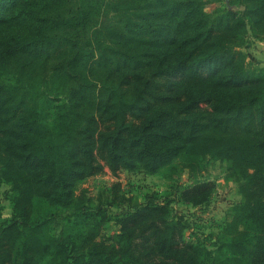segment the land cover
Listing matches in <instances>:
<instances>
[{
	"label": "trees",
	"instance_id": "obj_1",
	"mask_svg": "<svg viewBox=\"0 0 264 264\" xmlns=\"http://www.w3.org/2000/svg\"><path fill=\"white\" fill-rule=\"evenodd\" d=\"M17 2L0 0V31ZM44 2L59 6L42 12L43 26L22 5L24 29L0 42V183L13 206L0 220V264H264V67L235 44L248 24L264 33V0H228L238 10L218 15L197 0L146 11ZM128 36L145 51L125 49ZM61 37L67 57L44 64L47 74L26 64L11 78L12 54L47 57ZM211 159L227 164L243 196L211 245L187 240V221L165 200L132 203L113 189L104 204L123 210L112 214L77 193L106 167L172 180L188 169L181 200L201 205L214 189L200 178ZM111 221L117 229L99 240Z\"/></svg>",
	"mask_w": 264,
	"mask_h": 264
},
{
	"label": "rangeland",
	"instance_id": "obj_2",
	"mask_svg": "<svg viewBox=\"0 0 264 264\" xmlns=\"http://www.w3.org/2000/svg\"><path fill=\"white\" fill-rule=\"evenodd\" d=\"M197 1L202 3L204 11L212 15H218L222 10H238L237 6H232L228 0ZM117 3L123 5L131 3L139 4L142 11H146L154 3L157 4V0H140L139 3L137 0H112L111 3H103V7L106 9L108 6L112 7ZM7 4L8 3L5 5ZM22 5L33 13L37 18V24H41V26H43V20L40 21L39 18L44 17L42 12L49 8L59 6L58 3H47L44 2V0H19V2L7 13L9 17L6 25L9 27L5 29V32L0 31V42L8 41L17 35L16 33L19 32L21 28L24 29L23 25L25 26L26 23L18 21L22 15L20 12ZM64 5L68 6L69 4L64 3ZM147 5L148 8L146 9L145 7ZM111 12L114 13V11ZM152 21H155V18L151 17L147 22ZM100 28H102L101 22H94V29ZM102 31L105 36L108 34L105 32V29H102ZM56 36L58 35L54 37ZM100 37L102 39L105 38L103 36ZM61 38V41L56 40L50 44L47 57H38V60L34 54L15 52L7 60L8 68L17 71L21 65L28 64L30 68L28 71L37 69L39 73L47 74V68H41L44 64L48 63L49 68L52 63L64 60L65 57H67V54L63 52L66 38ZM125 41V47L122 44H118L117 46L131 49L137 53L145 51L143 47H137L133 44L135 39L132 36L126 37ZM235 44L238 45L236 49L245 54L247 63L256 67H264V33L257 32L253 29L251 24H248L244 32L238 35ZM0 59H3L1 54ZM15 75L16 73L13 71L11 78L16 79ZM43 79L45 80L46 78ZM92 79L102 82L105 76L97 72V75ZM46 121L50 124L54 123L52 118H47ZM200 178L213 182L214 189L209 198L203 204L197 206L181 200L182 190L184 187L188 186L190 182L188 169H185L178 177L172 180L166 179L160 174H148L143 171L129 172L121 170L114 175L110 169L106 167L101 174L83 180L78 185L77 193L85 191L88 198L92 200V206L102 205L112 214L120 213L123 210V207L118 208L116 206H106V204H104L107 202L108 197H112L113 189H117L130 197L132 203L139 201L146 202L150 198L165 200V202L170 203L174 213L183 216L187 221L189 225V228L185 230L187 240L195 241L197 237L206 238L208 245H211L215 237L221 232L223 224L229 218L230 208L242 202L243 196L240 191V183L231 178L227 164L224 162L211 159L204 170L200 172ZM9 193L10 186L4 182L0 183V220L9 219L13 215V206L8 199ZM116 229L117 225L114 221H111L107 230L101 232L99 240H104ZM71 253L73 254V252Z\"/></svg>",
	"mask_w": 264,
	"mask_h": 264
}]
</instances>
